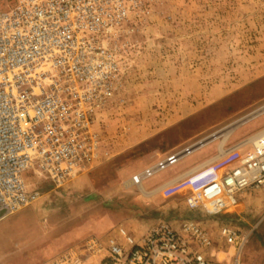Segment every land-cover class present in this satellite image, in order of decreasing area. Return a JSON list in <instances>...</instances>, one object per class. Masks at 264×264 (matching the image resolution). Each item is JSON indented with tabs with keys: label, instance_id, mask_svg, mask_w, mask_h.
<instances>
[{
	"label": "rangeland",
	"instance_id": "374dc122",
	"mask_svg": "<svg viewBox=\"0 0 264 264\" xmlns=\"http://www.w3.org/2000/svg\"><path fill=\"white\" fill-rule=\"evenodd\" d=\"M139 2L121 35L131 45L124 80L94 125L109 157L59 186L25 171L28 186L40 195L0 221L1 264H42L117 226L137 235L159 223L176 229L185 219L210 235L213 246L206 254L222 262L238 254L240 264H264L259 190H243L236 205L211 215L188 209L184 199L192 191L177 194L173 183L149 190L217 156L220 131L232 125L223 146L243 141L237 153L197 171L219 159L223 166L239 162L264 127V0ZM171 154L182 157L139 186L129 181ZM223 227L242 240L240 248L226 243Z\"/></svg>",
	"mask_w": 264,
	"mask_h": 264
},
{
	"label": "built area",
	"instance_id": "2783aa9c",
	"mask_svg": "<svg viewBox=\"0 0 264 264\" xmlns=\"http://www.w3.org/2000/svg\"><path fill=\"white\" fill-rule=\"evenodd\" d=\"M139 10V0H0V221L39 197L25 171L59 186L93 167L101 144L94 125L124 80L131 45L121 35ZM248 143L235 166L185 197L188 209L216 214L246 189L264 196V130ZM178 157L144 169L136 183ZM221 235L242 246L228 228ZM212 246L194 219L137 235L117 226L42 264H240L238 254L227 262L206 254Z\"/></svg>",
	"mask_w": 264,
	"mask_h": 264
},
{
	"label": "crops",
	"instance_id": "0c3cea01",
	"mask_svg": "<svg viewBox=\"0 0 264 264\" xmlns=\"http://www.w3.org/2000/svg\"><path fill=\"white\" fill-rule=\"evenodd\" d=\"M263 130H264V127L262 128ZM261 130V129H260ZM228 136V135H227ZM226 136V137H227ZM226 137L225 138H223V140L221 141V143H220V145L222 146V148H224V142H225V139H226ZM147 139V137L146 138H144L143 140H146ZM150 139V138H149ZM248 139V138H247ZM245 140V139H244ZM147 141H148V139H147ZM243 142V141H242ZM242 142H240L241 144H243ZM240 143H234V144H231V146L230 147H228V148H224V149H229V148H232L231 150H229L228 152H226V153H224V154H220V151H219V149H218V155L217 156H215L214 158H210L208 161H205V162H203V160L205 159H202V160H200L199 162H197V163H195L194 165H192L191 167H189L188 169H186V170H184V171H182V172H180V173H178V174H176V175H174V176H172V177H170L169 179H167V180H165V181H163L162 183H160V185L158 186V187H155V189H149L151 192H155V191H158V190H161V189H163L164 187H167V185H169V184H172L173 183V185H176V186H173L175 189H174V191L177 193V194H184V195H186L187 193H190L192 190H194L195 188H197V187H199L200 185H202L203 183H205V182H207V181H209V180H211V179H213V178H216V177H218V176H220V175H222L223 173H225L226 171H228V170H230L233 166H235V164H237L238 163V160H237V162H233V163H230V164H228V165H225V166H223L221 163H220V159H219V161H217V162H215L214 163V165H212V166H210V167H208V168H204V169H202L201 171H197V170H199V168H200V166H202V165H205V164H207V163H209V162H212V160L214 159H217V158H219L220 156H227V155H230V153H233V152H236L237 153V150H236V148L240 145ZM136 145H137V142L135 143ZM134 144V145H135ZM239 144V145H238ZM220 145H219V147H220ZM105 144H104V140L103 139H101V144H100V146H99V154H98V156H97V158H96V160H95V162H94V165H93V167L95 166H98L99 164H101V162L103 161V159L105 158V157H109L107 154L109 153V150H106L105 149ZM115 148H116V145L114 146ZM135 147V146H134ZM218 147V148H219ZM249 147H251L250 146V144H249ZM197 149V148H196ZM196 149H192V151L191 152H193V151H195ZM199 149V148H198ZM188 152V153H186V154H189V153H191V152ZM183 156H185V155H183ZM180 158L182 157L181 155L179 156ZM224 157H222V158H224ZM179 158V159H180ZM221 158V159H222ZM178 159V160H179ZM177 160V161H178ZM176 161V162H177ZM175 162V163H176ZM201 162H203V163H201ZM92 167V168H93ZM91 168V169H92ZM197 171V172H196ZM139 175V174H138ZM146 180H147V178H145ZM144 187V186H143ZM164 190H165V188H164ZM150 192V193H151ZM109 232V231H108ZM107 232V233H108ZM107 233H104V234H94V235H91V236H100V237H103V236H105V235H107ZM134 233H136V232H134ZM74 245H78V244H74ZM63 250H65V249H63ZM63 250H61V251H63Z\"/></svg>",
	"mask_w": 264,
	"mask_h": 264
},
{
	"label": "bare ground",
	"instance_id": "6f19581e",
	"mask_svg": "<svg viewBox=\"0 0 264 264\" xmlns=\"http://www.w3.org/2000/svg\"><path fill=\"white\" fill-rule=\"evenodd\" d=\"M232 128H233V125L232 126H229V127H227V128H225V129H223L222 131H220V132H222V134H223V138H225L228 134H229V132L232 130ZM241 144V143H240ZM239 145V144H238ZM232 148H229V149H224V148H222V146L220 145V147H219V151H220V154H224V153H226V152H228L229 150H231ZM210 161V160H209ZM138 174H135L134 176H132V178L129 180L130 182H134V183H136V182H138ZM129 181H126V182H129ZM129 184V183H128ZM137 184V183H136ZM138 185V184H137ZM139 186V185H138ZM142 190V189H141ZM142 192H143V190H142ZM143 193H145V192H143Z\"/></svg>",
	"mask_w": 264,
	"mask_h": 264
},
{
	"label": "trees",
	"instance_id": "16d2710c",
	"mask_svg": "<svg viewBox=\"0 0 264 264\" xmlns=\"http://www.w3.org/2000/svg\"><path fill=\"white\" fill-rule=\"evenodd\" d=\"M73 246V245H72ZM66 249V248H65Z\"/></svg>",
	"mask_w": 264,
	"mask_h": 264
}]
</instances>
